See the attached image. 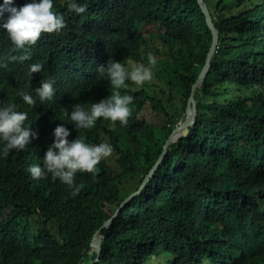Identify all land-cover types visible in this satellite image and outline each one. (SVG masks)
Listing matches in <instances>:
<instances>
[{
    "label": "trees",
    "instance_id": "obj_1",
    "mask_svg": "<svg viewBox=\"0 0 264 264\" xmlns=\"http://www.w3.org/2000/svg\"><path fill=\"white\" fill-rule=\"evenodd\" d=\"M205 2L219 43L195 93L196 125L102 230L95 264H264V0ZM1 8L25 39L41 41L32 63L42 67L0 78V96L28 113L11 120L19 139L0 140V264H90L93 236L184 121L212 33L197 0ZM10 30L0 26V57ZM143 67L162 97L137 86ZM165 89L182 112L167 107ZM68 113L72 126L59 132ZM151 113L168 124L157 128Z\"/></svg>",
    "mask_w": 264,
    "mask_h": 264
},
{
    "label": "clouds",
    "instance_id": "obj_2",
    "mask_svg": "<svg viewBox=\"0 0 264 264\" xmlns=\"http://www.w3.org/2000/svg\"><path fill=\"white\" fill-rule=\"evenodd\" d=\"M6 15L7 8H1L0 26L2 30L11 26V30L8 35L5 36V39L7 41L5 43L6 53L3 57H0V78H12L15 75V70L17 68H20L23 64L27 67V69L28 64L41 66V64L39 63H32V56L41 47V45L38 44L41 41L25 39L19 26L17 27L16 25L7 22ZM63 75H65V77L67 78L69 76L66 70L63 71ZM18 90L19 87L17 86H15L13 89L15 94L18 93ZM24 101L30 107H34L35 105H37L36 101L28 95L24 97ZM17 116H28V113L26 110L13 105L12 99H9L5 95L0 96L1 142L19 139L17 133L11 128V120H13ZM72 122L73 117H71V113H68L66 115V118L61 120L60 123L56 124V130H60L59 132H67V129L72 126Z\"/></svg>",
    "mask_w": 264,
    "mask_h": 264
},
{
    "label": "water",
    "instance_id": "obj_3",
    "mask_svg": "<svg viewBox=\"0 0 264 264\" xmlns=\"http://www.w3.org/2000/svg\"><path fill=\"white\" fill-rule=\"evenodd\" d=\"M205 18H206V23L208 28L210 29L212 33V42H211V47L206 59V64L203 67L196 83L192 87L191 95L189 97L187 107L185 110V118L183 122H180L173 130L172 134L170 135L169 139L166 141L165 145L163 146V153L158 159L157 163L155 164L154 168L151 170L149 175H147L140 186L139 190L132 195H130L118 208V210L115 212V214L112 216L111 219L106 221L100 229L95 233L93 236V239L91 241V251H90V264H95L100 260V256L102 253V243H103V235H102V230L105 228H109L112 222L117 218L118 213L121 211V209L131 200L133 199L137 194L141 192V190L144 188V186L147 184L150 178L153 177L154 173L156 172L157 168L163 161L168 147L171 144L177 143L181 138L186 137L190 129H192L197 122V116H198V109H197V100L195 98V93L197 89L201 88L203 85L205 78L210 71L211 68V61L212 58L215 54L216 48L219 43V30L215 27L213 18L211 16L210 10L205 2V0H197Z\"/></svg>",
    "mask_w": 264,
    "mask_h": 264
},
{
    "label": "rangeland",
    "instance_id": "obj_4",
    "mask_svg": "<svg viewBox=\"0 0 264 264\" xmlns=\"http://www.w3.org/2000/svg\"><path fill=\"white\" fill-rule=\"evenodd\" d=\"M148 76H149V71L143 67L140 73L138 74L137 86L141 88L144 87L145 85H148L150 89V93L162 97L161 88L155 84L156 82L153 80L152 76H150L149 78ZM165 91H166V95L163 98H165V103L167 104V107L171 110V112L173 113L177 111L182 112L183 105L177 93H174V99L172 100V103H168L167 100L169 99V90L165 89ZM184 115L185 113L182 114L183 117ZM149 122H151L157 128H164L168 124V121L164 118L163 115H158L155 113H151L149 115Z\"/></svg>",
    "mask_w": 264,
    "mask_h": 264
}]
</instances>
